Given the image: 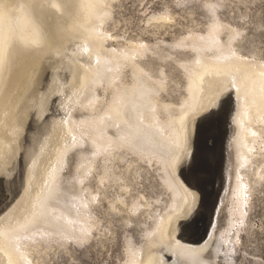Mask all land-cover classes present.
<instances>
[{"label":"rangeland","instance_id":"1","mask_svg":"<svg viewBox=\"0 0 264 264\" xmlns=\"http://www.w3.org/2000/svg\"><path fill=\"white\" fill-rule=\"evenodd\" d=\"M78 1L79 0H59V2L58 0H45V1L24 0L22 2V0H0V6L2 5L1 7L6 11V13L9 16L8 22L10 28L14 27L15 23L17 22L16 20L21 18V16H25L26 18L31 20V22L41 30V32L44 31L43 33L45 35L47 34L46 44L33 50L32 52L29 50L25 51V49L18 44V41L16 40L15 36L13 37L12 35L10 39V44L6 45L5 48L2 50V53L0 54L1 56L0 70H2L0 75V96H1L0 124L2 125V126L0 125V140L4 142L2 143L3 147L0 148V165H1L0 166V228L8 230L10 232H19L22 230L26 231L30 229L32 226L39 224L44 226L47 223L46 222L47 219L43 214L40 215L38 212L39 210H36V208L39 206V199L41 198L42 194L47 188V185L49 184L48 179L52 177V181L55 183L64 184V185H68V184L71 185L72 183V185L75 187V183H73L71 180L75 172L74 169L78 164L80 158L87 156L89 152H91V149L88 148L85 141L81 139L80 140L73 139L72 137H74V135L77 136V131H78L77 129L80 124L79 122L82 119H86L91 115V111L87 109V106L85 105L86 104L85 101L92 94L93 92L92 89H94L93 87L94 83H90V84L86 83V72L83 68H81L77 64V62H73L72 68L70 69L67 67L62 69V65L59 66L61 61H59V58L57 57H60L63 51L68 52L69 50L70 53L81 54L85 60V63L88 66L95 67L98 60L92 58L91 54H93V52L94 55L100 56L99 62L101 64H104L107 61L106 60L107 55L105 52L107 51V48H109V46L114 47L119 43H122L123 46H126L128 44L127 41L132 42L131 40L135 41V39L141 40L142 42L144 40V42L145 43L147 42L148 44L158 42L159 40H163L165 42H171L175 39H178V37L180 38V36L183 35L184 31H186L183 28L188 30L189 28L192 27V30H198L201 28L200 27L201 24L205 22L203 18L205 9H203V7H201L200 5L201 0H113L111 2L112 5L111 18L113 19L112 20L110 19L107 22L105 21V23L104 22L100 23V25H102V28L105 30V32L107 31L106 33H108L110 38L106 40L108 41V43L107 42L101 43V45H99L100 43L99 41H97V37H95L91 32L88 34L82 32L83 33L82 34V33H77L74 30V26H75L74 24L78 22L80 19H82L84 13L86 12L85 2H83L82 0H80L81 2ZM46 2L48 4H46ZM69 2H71L72 4ZM218 2L224 4V6L218 9L219 13L222 14L223 19L229 21L230 23L232 22V24L235 25L236 27L246 28V29L244 28L245 32L243 33H245V37H244L245 40L243 39V42L241 44L243 48L240 50V52L243 51L244 53L242 52V54H246L249 51H258L257 53L259 55V59L263 60L264 59V0H220V1L218 0ZM22 3L24 6L22 5ZM15 5L18 6L15 7ZM50 5L54 6L52 7L53 9L51 8ZM26 6L28 7V9L26 8ZM62 7L64 8V10L62 9ZM56 8L58 9L55 11ZM7 9H10L11 11H8ZM55 12L56 15L54 14ZM164 12H170V15H172V17L169 15V13H166L167 16L169 15L167 21L155 22L151 20L153 15L155 17H158V15L165 14ZM61 13L62 14L64 13L65 15L64 14L62 15ZM227 13L229 15L232 14L230 15L231 17ZM70 18L71 20L72 19L73 20L72 21L69 20ZM47 19H49V21ZM45 20L48 21L49 23H47ZM60 20H63V22L60 23L59 22ZM68 23H70V25ZM256 23L260 25L259 26L260 28L258 26H257L258 28H256ZM164 24L165 27H163ZM193 24L195 25L194 27ZM196 24H198V26ZM39 25H41L42 27ZM71 25H73V27ZM71 29L73 31H71ZM57 34L60 36H58ZM76 34H78V36ZM226 34L227 33L224 32L223 36L225 37ZM81 35L84 36L82 37ZM242 35L244 36V34ZM87 36H89L88 39ZM49 37L52 39L50 40ZM111 37H114L115 39ZM58 38L62 39V40L60 39L61 44H60V40H57ZM66 39L67 41L64 42ZM115 42H119V43H115ZM77 43L80 44L78 45ZM91 43H93L92 46L94 45L96 49L94 46L89 47ZM54 47L56 50L54 49ZM173 48L172 49L174 51L171 49L170 52L180 51V49L177 47H173ZM78 49H80V51ZM245 61L246 64L244 63ZM166 63L163 64L165 65ZM28 64L29 65L31 64V66H28ZM75 64L77 65L75 66ZM253 66L254 69L257 70L263 69V67H261L262 65L260 66V64L254 62L250 58L240 59V62L238 60V63L234 65L233 72L234 73L238 72V74H240V76H238L237 79L238 81L240 80L241 84L240 82H237L236 85L233 84L234 85L233 86L234 88H232L233 93H228L229 95L226 94V98L224 102L220 103L219 102L220 100L215 101L217 103V107L215 108H212V106L215 103L213 101L211 103L212 105L211 108L209 109L206 108L208 110L209 115L204 111L202 112L203 116L200 115L196 117L194 120H189L188 125L186 123H185L186 125L185 124L181 125V123H183L184 120V116L182 114L185 113L186 111H190L191 108H188L189 110L188 109L186 110V108L177 110L176 108V112H175L176 118H178L176 124L178 125V129L180 133L184 136L185 134H183L184 133L183 131H185V129L186 131L189 130L188 131L189 141L186 144L187 146H186V153L184 155L185 157L184 156L182 157L188 163L186 162V164L181 167L182 171L178 175L176 174V181H178L179 186L182 187V190L184 191L186 198L189 195L187 199H189L190 203L186 202L185 205L188 206V208H190L191 207L190 204L196 203L200 205V210L197 211L198 216L195 222H192L193 226L188 228V230L186 228L189 224L191 225V221L189 220V222L183 223L182 221L184 220L177 218L179 216L174 214V212L171 216L166 217L165 223L168 227L173 226V229L179 228L177 235L175 236V238L177 239L175 240L176 245H174V247L181 246L179 245V243L182 244V247L186 246V243H187V247H191V248L205 246L204 256L206 257V255H208L210 257L209 258L207 256V259L208 258L211 259L214 256L213 253H215V247L218 244L217 241L224 232V229L226 228L228 211L230 210L229 208L231 206L230 205L231 199L233 197V192H234L233 184H235V178H236L235 176H237L238 172L240 171L239 159L238 160L236 159L239 158L238 153L240 150V142L238 140L240 138V134H239V130H237L238 127L236 125V117L239 111L238 95L240 94V88L242 87V83H245L246 77L249 74V72L243 73V69H247V68L253 69ZM167 67H163L164 70L162 69L166 73H168L167 71H170L169 67L168 68ZM173 75L175 74L174 73L169 74L170 77ZM20 77L21 80L19 79ZM53 77L55 78L51 79ZM48 81H51L52 83ZM24 82L27 84H25ZM69 85H71L70 87H72V90L69 89L70 88ZM48 87L52 91H50ZM81 88H83L84 91L82 90L81 92H79L78 90H80ZM181 89H182L181 91H173L174 93L172 91L170 92L169 90L167 95L163 94V98L166 101L170 99L172 103L174 102L179 103L177 102L179 101V96L181 95V93L183 94L185 93L184 88ZM96 91H98L99 95H101V91L99 87H97ZM69 94H71V96L72 95L74 96L71 102L69 100H66ZM77 95H80L82 97ZM44 97L45 99H43ZM107 99H108V95L107 93H104L103 100H107ZM44 100H46V104ZM28 103L29 105L31 103V105L29 106ZM26 108L28 110H26ZM213 109L218 110L217 114H213L214 112H216ZM220 109H222L221 112L219 111ZM42 111L44 113H41L42 114L41 115L40 112ZM198 112L199 110L197 109L193 110L192 108L191 112L187 114V118L189 119L190 117L197 115ZM28 117L31 119H29ZM9 125H10V129H9ZM71 125L73 126L72 130H71L72 128ZM235 125L237 128L235 127ZM66 131L68 133L70 131L71 135L69 133L67 136V134H65ZM110 132L112 136L116 135L115 129H110ZM54 134H56L57 137L59 136L57 141L58 142L57 146L56 145L53 146V148L54 147L55 148L51 152L52 154H46L45 153L46 147L49 145L51 146V144H53V141L51 140V136H53ZM261 140L264 142V130L261 131ZM61 146H63V150L61 154L58 156L59 158L55 166L52 168V163H53L52 158L55 154V151H57L56 149H59V147ZM178 151L179 150L177 149L175 152H172L170 159L172 162L175 160L174 158L178 154ZM263 152L264 150H260V151H257V149L253 150L252 153L254 155L256 154L254 157L256 158L257 162H260V160L264 161ZM130 157H131L130 155L125 156L123 158L124 161L121 160V162H115V163L113 162V164L111 165L113 169L111 168V171H113L115 175L124 172L125 168L128 165V162L131 159ZM99 163H97L98 168H100ZM154 167L155 166L146 165L141 162L137 163L136 166L133 165V167H130L129 173L131 175H129L128 181H130V176L132 179L129 184L131 186H128L129 188L128 190H123L119 188L120 185L123 184V182L122 181L120 182V180L118 181L114 180L115 182L114 181L103 182L104 184L98 183L95 175H97L100 172L99 171L100 169L97 168L98 171L96 170L97 172L95 171V174L93 173L87 176V179L84 180L85 182L81 183V186H84V184L86 185L88 184L91 187V188L89 187L91 189V192L97 193L98 195L96 198H99V202L93 205V209L95 211L98 225L96 229L93 230L92 234L89 236L88 241L80 245H77L69 241L65 244L66 248L59 247L57 243H50L52 245V248L50 250L33 253L32 255V259H34L33 261L36 262V264H121L123 263L124 236L132 232L131 234L136 233L133 235L134 236L136 235L135 239H138L139 236L137 235V232L140 229H142L144 226L141 227V225H137L136 223H134V225L129 224L128 226H124L119 221H117L120 215L113 216L108 214L107 208L109 202L114 201L115 199L117 200L119 199L120 201L122 200L125 203H128L129 200L134 196L139 197L143 195L142 197L145 198L148 196L147 197L148 199L149 198L153 199L154 197H156L159 194V189H160L158 183L161 184V182L158 178V172H156V169H154ZM142 168H145L148 171L146 173L145 172L143 173V171H141ZM237 169H239V171H237ZM253 170H254V166H251L250 171ZM261 170H263V174H264V163L261 167ZM42 171L44 173H40ZM136 171L138 172V176L137 174L135 175V173H137ZM38 173H40V175ZM148 173L150 175H148ZM35 175H37L38 177V179L36 180H34ZM143 175L146 177H144ZM250 179L252 180L253 177L250 176ZM188 189L189 191L191 190L192 192L190 191L188 193ZM251 190H250L251 194L249 192V198H248V200L251 201L250 203H248L249 208H247V212L245 215V220L246 219L248 220H246L245 224L240 226V231L238 232L239 239L237 241V244L234 246L235 252L231 255V258L233 257V259L229 264H264V180L259 181L257 184H253ZM49 197H47L46 200H44V202L50 201ZM162 197L166 198L165 196ZM196 198L198 201L196 200ZM139 217L141 216L136 215L135 217H133V219H135L136 221L143 219V217L141 218ZM147 225L148 223H146L145 227H147ZM216 236H218V239L216 238ZM172 254L171 253L165 254L166 255L165 259L168 260L169 262L171 261V263L174 261L173 259L174 256ZM9 262L11 264H14V262L7 255H5L4 258L0 256L1 264H5V263L10 264ZM162 262H163L162 259H160V263Z\"/></svg>","mask_w":264,"mask_h":264},{"label":"bare ground","instance_id":"2","mask_svg":"<svg viewBox=\"0 0 264 264\" xmlns=\"http://www.w3.org/2000/svg\"><path fill=\"white\" fill-rule=\"evenodd\" d=\"M23 1L24 0H22V2ZM82 1L85 2L86 10L85 9L84 10L86 12L84 13L82 19H80L79 21L76 20L78 22L74 24L75 32L77 33L83 32L85 34L91 32L95 37H97V41H99L100 43V44L98 43L99 45H101V43H106V42L108 43V41L106 40L109 39L110 37L108 33H106L107 31L105 32V30L102 28V25H100V23L102 22L105 23V21L107 22L110 19L111 20L113 19L111 18L112 17L111 2L113 0H82ZM200 2H201L200 3L201 7L205 9L203 14V18L205 22L201 24V26L199 24L201 28L198 30H192V27L189 28L188 30L183 28L184 30H186L184 31L183 35H181L180 38L178 37V39H175L171 42H165L163 40H159L158 42L148 44L147 42L145 43L144 40L143 43L141 40L135 39V41L131 40L132 42L127 41L128 44L126 46H123L122 43L115 42L119 44L117 45L114 44L115 45L114 47L109 46V48H107V51L105 52L107 55L106 58L107 61L106 62L104 61L105 62V63L103 62L104 64H101L99 62L100 56L94 55V52L93 54H91L93 59L98 60L95 67L88 66L85 63V60L81 54L70 53L69 50L68 52L63 51L60 57H57L59 58V61L62 62V64L61 62L59 64V66L62 65V69L66 67L70 69L72 68L73 62H77V64L81 68H83L86 72V83L87 84L94 83L93 84L94 89H92L93 92L91 91L92 94L87 98V100L85 99L86 101L84 100L86 102L85 105L87 106V109L91 111V115L86 119H82L79 122L80 124L77 129L78 130L77 136L74 135V137H72L73 139H79V140L81 139L85 141L88 148L91 149V152H89L87 156L81 157L74 169L75 172L71 180L73 183H75V187L72 185V183L71 185L55 183L52 181V177L48 179L49 184L47 185L46 190L39 199V206L36 208V210H39L38 211L39 214L40 215L43 214L47 219L46 221L47 223L44 226L40 224L34 225L26 231L22 230L19 232H10L8 230L0 228L1 257L4 258V256L7 255L14 262V264H36V262L33 261L34 259H32L33 253L50 250L52 248V245L50 243H57L59 247L62 248L65 247V244L69 241L77 245H80L88 241L89 236L92 234L93 230L96 229L98 225L97 224L98 221L96 220V215L93 209V205L99 202V198H96L98 195L97 193L91 192L90 189L91 187L88 184L87 185L84 184V186H81V183L85 182L84 180L87 179V176L93 173L95 174V171L98 168L97 163L100 162L99 163L100 168H98L100 169L99 170L100 172L97 175H95L98 183L104 184L103 182H112L114 180L116 181L120 180V182L122 181L123 184L120 185L119 188L123 190H128L129 189L128 186H131L129 184L132 179L130 176V181H128L129 175H131L129 173L130 170L129 168L133 167V165L136 166L137 163L141 162L146 165L155 166L154 169H156V172H158V178L161 182V184L158 183V186L160 188L159 194L153 199L152 198L148 199L147 198L148 196L146 197L147 198L146 199L145 197H142L143 195L139 197L134 196L129 200L128 203H125L122 200L120 201L119 199L118 200L115 199L114 201L109 202L107 208L108 214L113 216L120 215L118 217L119 219L117 218L118 219L117 221H119L124 226H128L129 224L134 225V223H136L137 225H141V227L144 226L142 229H140L137 232V235L139 236L138 239H135L136 235L135 236L133 235L136 233L131 234L132 232L128 233L129 231L127 232L128 234L124 236V245H123L124 262L121 264H221V263L229 264L232 261L233 257L231 258V255L235 252L234 246L237 244V241L239 239L238 232L240 231V226L245 224L246 220H248V219L245 220V215L247 212V208H249L248 203H250L251 201L248 200L249 192L253 184H257L259 181L264 180L263 170H261L264 161L260 160V162H257L256 158L254 157L256 154L254 155L252 153L253 150L255 149H257V151L264 150V142L261 140V131L264 130V59L263 60L259 59V55L257 53L258 51H249V52L247 51L248 52L246 53L247 55L242 54L243 51L240 52V50L243 48L241 46L243 39L245 40L244 38L245 33H243L245 32L244 31L245 27L243 28L236 27L235 25L232 24V22L230 23L229 21L222 18V14L219 13L218 9L224 6L223 3L218 2V0H201ZM46 4L48 3L46 2ZM1 6H0V54L2 53V50L5 48V46L10 44V39L12 35L13 37L15 36L16 40L18 41V44L22 48H24L25 51L29 50L32 52L33 50L46 44L47 34L45 35L43 33L44 32L43 30H42L43 32H41V30L25 16H21V18L16 20L17 22L15 23L14 27L10 28L8 22L9 16ZM16 6L18 5H15V7ZM52 7L54 6H51V8ZM26 8L28 9L27 6ZM57 9L58 8H56L55 11ZM62 9L64 10L63 7ZM7 10L11 11L10 9ZM170 12H164L165 14L158 15V17H155L153 15L151 20L155 22L167 21ZM166 13H169V15L167 16ZM54 14L56 15V12ZM170 16L172 17V15ZM49 19L47 20L49 21ZM69 20H71V18ZM48 21L46 22L49 23ZM59 22L62 23L63 20H60ZM68 24L70 25V23ZM196 25L198 26V24ZM71 26L73 27V25ZM194 26L195 25L193 24V27ZM257 26L259 27L260 25L256 23V28H258ZM163 27H165V24ZM71 31L73 30L71 29ZM224 32L227 33L225 37L223 36ZM242 34H244V36ZM76 35L78 36V34ZM88 37L89 36H87V39ZM111 38L115 39L114 37ZM51 39L52 38H50V40ZM60 39L58 38L57 40ZM61 40H60V44H61ZM66 41L67 39L64 42ZM93 43H91L89 47L92 46ZM173 47L179 48L180 51L170 52ZM78 50L80 51V49ZM246 58H250L254 62L260 64V66L262 65L261 67H263V69L262 70L254 69L255 65L253 66V69L252 68L243 69V73L249 72V74L246 77L245 83H242V87L240 88V94L238 95L239 98L237 97L239 99V103H238L239 111L236 117V125L238 127L237 130H239V134H240V138L238 139L240 142V150L238 153L239 158L236 159L237 160L239 159L240 171L239 169H237V171L239 172L237 176H235L236 177L235 184H233L234 192H233V197L231 196L232 197L230 204L231 206L229 208L230 210L228 211L226 228L224 229L222 235L220 234L221 237L219 239L218 236H216V238L218 239V241L216 240L218 244L216 247L214 246L215 247V253H213L214 256L211 259H209L210 257L208 255H206V257L204 256L205 246L196 247V248L192 247L193 248L192 249L191 247H187V243L186 246L183 247L182 244L179 243V245L181 246L174 247V245H176L175 240L177 239L175 238V236L177 235L179 228L173 229V226L168 227L165 223L166 217L171 216L174 212V214L179 216L177 218L184 220L182 221L183 223H187L189 222V220L191 221V225L189 224L186 228L188 230V228L193 226L192 222H195L198 216L197 211L200 210V205L196 203L190 204L191 206L190 208H188V206L185 205L186 202L190 203L189 199H187L189 195L186 198L184 191L182 190V187H180L178 181H176V174L178 175L182 171L181 167L184 166L187 162L182 157L186 153V146H187L186 144L189 141L188 140L189 130L186 131L185 129V131H183L184 133L182 132L183 134H185L184 136L180 133L178 129V125L176 124L178 118H176L175 112H176V108L177 110L183 108H186L187 110L188 108H191L190 111H186L185 113L182 114L184 116V120L183 123H181V125H184L185 123L188 125L189 120H194L196 117L202 115L203 114L202 112L204 111L209 115L207 109L211 108L212 106L211 103L213 101L215 102L220 100L219 101L220 103L224 102L226 98V94L229 95L228 93H233L232 92L233 91L232 88H234L233 86L236 85L237 82H240V80L238 81L237 79L238 76H240V74H238V72L235 73L233 72L234 65L238 63V60L240 62V59H246ZM163 63L166 64L164 65ZM244 63L246 64V61ZM77 64H75V66ZM28 66H31V64L30 65L28 64ZM167 66L169 67L170 70L167 71L168 73L163 71L164 70L163 67H167ZM1 71L2 70H0V75H1ZM170 73L172 74L174 73L175 75L170 77L169 76ZM54 78L55 77L51 79ZM19 79L21 80V77ZM70 86L71 85H69V87ZM97 87L100 88L102 96L99 95L98 91H96ZM83 88H81L78 91L81 92ZM181 88H184L185 93L184 94L181 93V95L179 96V101H177L179 103H175V102L172 103L170 99L166 101L163 98V94L167 95L169 90L170 92L181 91L182 90ZM69 89L72 90V87H70ZM50 91L52 90L50 89ZM104 93H107L108 95L107 100H103ZM73 97H74L73 95L71 96V94H69L66 100H69L71 102L73 100ZM43 99H45V97ZM44 101L46 104V100ZM215 107H217L216 102L214 103L212 108ZM192 108L193 110L195 109L199 110V112L197 115L190 117L188 119L187 114L191 112ZM26 110L28 109L26 108ZM213 110L216 111L213 114H217L218 110L216 109ZM219 111L221 112L222 109H220ZM41 113L44 112L42 111L40 112V114ZM9 129H10V125H9ZM72 129L73 126L71 130ZM110 129H115L116 131L115 136L111 135ZM69 133L66 131L65 134H67L68 136ZM58 137L56 136V134L51 136V140L53 141V144H51V146L49 145L46 147V152H45L46 154H52L51 152L55 148V147L53 148V146L54 145L57 146ZM2 143L4 142L0 140V148L3 147ZM177 149L179 150L178 154L174 158L175 160L172 162L170 160L171 154L172 152H175ZM56 150L57 151H55V154L52 158L53 159L52 168L55 166L56 162L58 161L59 158L58 156L61 154L63 150V146L59 147V149ZM129 155L131 156L130 157L131 159L128 162V165L125 168L124 172L115 175L113 171H111L112 168L111 165L113 164V162L114 163L121 162V160L124 161L123 158ZM251 166H254L253 171H250ZM141 171H143V173L144 172L146 173L148 170L142 168ZM40 173H44V172L42 171ZM40 173L38 174L40 175ZM136 174L138 176V172L135 173V175ZM148 175L150 174L148 173ZM250 176L253 177L252 180L250 179ZM36 179H38L37 175H35L34 177V180ZM190 191L188 189V193ZM160 196L161 197L165 196L166 198L163 197L161 198ZM47 197H49L50 201L44 202V200H46ZM136 215L143 217V219L136 221L135 219H133V217H135ZM146 223H148L147 227H145ZM167 253H171V254L173 253L172 255L174 256L173 257L174 261L172 263L171 261L169 262L168 260L165 259L166 256L165 254ZM207 256L209 257L208 259ZM160 259H162L164 263L163 262L160 263Z\"/></svg>","mask_w":264,"mask_h":264}]
</instances>
